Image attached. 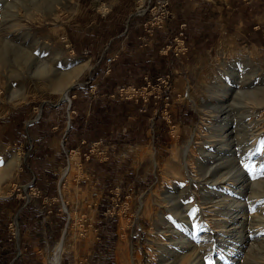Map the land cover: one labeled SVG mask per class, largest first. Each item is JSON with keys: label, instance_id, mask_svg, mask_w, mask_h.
Wrapping results in <instances>:
<instances>
[{"label": "rangeland", "instance_id": "1", "mask_svg": "<svg viewBox=\"0 0 264 264\" xmlns=\"http://www.w3.org/2000/svg\"><path fill=\"white\" fill-rule=\"evenodd\" d=\"M141 1L0 0V199L32 192L34 185L27 183L34 175L32 158L37 143L34 139L36 128L29 127L28 122L36 118L42 120L44 113L50 112L51 105L63 97L65 91L66 103L85 91L92 97L97 95V84L109 79L110 72L107 75L97 73L100 61L96 54L109 37L118 33V15L127 12L126 9L118 12V2L132 7ZM163 1L153 0L148 7L143 4L138 9L149 10V16L151 11V17L163 24L158 28H166L165 33L161 30L156 33L155 51H164L157 55L164 59L157 66L155 77L107 87L103 95L109 101L121 102L126 109L137 107L140 114L153 112L154 123L147 134L144 132L146 116L130 119L129 126L124 127L128 129L125 134L119 124L118 161L103 162L108 159V154L98 155L103 141L83 134L85 139L80 144L88 146L83 156L87 160L94 159L90 168L100 192H95L88 202L76 209L63 203L61 228L63 235L73 240L62 254L64 260H70L69 264H118L116 250L121 243L126 257L128 255V264H132V256L138 258V264H159L155 214L163 208L157 203L165 197L163 192L180 171L185 159L182 151L190 144L195 157L200 148L214 152V129L224 116L234 137L233 144L238 141L240 124L236 119L240 118L242 110L234 103L239 101L241 93H257L264 87V80L256 71L264 73L262 50L248 48L241 37L216 40L208 27L209 33L203 31L206 39L200 38L189 55L186 54L188 50L179 49L180 42L175 40L179 33L181 37L185 36L184 31L196 34L197 24L216 12L223 15L226 8L191 10L188 4L184 7V0H170L169 4ZM159 23L156 21V25ZM85 53L94 54L90 62H84ZM121 87H132L133 95L120 97L118 89ZM178 106L181 111L185 109V114H177ZM262 112L264 118V110ZM129 114H124L123 121ZM118 122L121 123L120 117ZM14 159L16 163L12 164ZM262 164L264 168V160ZM219 168L213 170L212 175L219 170L226 172V168ZM247 169L244 175L237 177L241 185L237 189L243 190L235 192L229 212L221 202L216 206L207 203L204 208L198 191L195 196L188 197L191 217L179 227L186 237L183 245L188 249L186 254L197 250L192 264H264V181L258 185L252 165ZM78 172V167L70 165L68 182L60 193L62 198L69 200L74 193L69 180ZM214 189L219 191L216 185ZM215 195L213 202L221 200ZM3 205L0 203V260L6 261L14 253L12 243L9 253L6 245L14 240L8 227L13 209L3 212ZM224 213L231 214L232 220L226 227L220 221L225 218ZM163 214L164 221L171 219L168 212ZM258 215L262 219L255 218ZM17 224L19 233V219ZM63 235L61 238L57 235L46 252H42L46 264H56L54 255ZM229 251H232L230 257ZM173 261L170 259L169 263Z\"/></svg>", "mask_w": 264, "mask_h": 264}, {"label": "crops", "instance_id": "2", "mask_svg": "<svg viewBox=\"0 0 264 264\" xmlns=\"http://www.w3.org/2000/svg\"><path fill=\"white\" fill-rule=\"evenodd\" d=\"M150 1L153 2V0H142L141 3L132 7L127 6L126 3L118 2V12L121 9H126L127 12L124 15H118V33L112 38L109 37L104 43L103 49L96 54L100 61L98 74H104V60L107 57H113L109 64L110 78L97 84L96 96L92 97L89 92L85 91L72 97L68 103L60 97L51 105V109L48 108L53 113H44L45 117L42 120L40 118L41 121L36 118L32 122H28L30 123L29 127L36 128L34 139L37 146L34 148L33 170H31L34 175L27 183L33 184L34 187H31L32 192L29 194L13 198L5 196L0 199V203L4 204L3 212H10L13 209L11 223L8 227L13 232L14 239L13 242L6 243L7 253H9L11 243L14 253L10 255L9 259L7 257L6 261L0 260V264H46L42 260V252L51 246L57 235L61 238L64 232V229L61 228L63 227L61 225L63 224L61 216L63 203L67 204L69 208L76 209L88 202L92 195L96 194L95 192H100L98 181L96 178L93 180L90 168V163L94 159L87 160L83 156L88 147L85 144H80L85 139L82 138L83 134L93 140L103 141V144L99 146L98 155L108 154V159L103 161L107 162L111 159L118 161L119 124L122 134H125L128 129L124 127L129 126L127 122L130 119L146 116L147 127L144 132L149 133V127L154 123L153 112L150 115L148 113L140 114L137 112V107L128 106L126 109L121 102L109 101L103 95L105 96L107 93V87H118L124 82L139 83L144 77L152 79L156 75L157 66L164 59L157 56L164 51H155L156 33L160 30L165 33L166 28L147 27L153 18V16L151 17L152 12L150 11L149 16V10L138 9L143 4L148 7ZM169 1L164 0L163 3L169 4ZM184 2V7L189 5L191 10L205 8L210 11H215L214 9L220 11L223 8L227 9V11H222L223 15H220L219 12L212 14V17H208V15L206 19L195 26L196 34L184 31L185 36L181 37L180 50H188L187 55L190 54L198 40L206 39L207 35H204L203 31L210 27L216 40H236L241 37L249 45L248 48L253 46L261 49L264 58V0H184ZM190 23L189 21L188 26ZM164 35L162 34L161 37ZM85 54L84 62H90L94 54ZM163 66L165 65L163 64ZM112 105H114V109H112ZM43 109L47 111L45 106ZM128 112L130 114L123 121L124 114ZM177 114H185V109L181 111L180 106ZM119 117L121 123L118 122ZM76 125L77 128L74 127ZM147 143L149 144L150 141ZM70 165L78 167L79 172L70 176L69 181L74 186V193L70 194L69 200H67L62 198L60 193L68 182L66 177ZM64 171L66 174L63 173ZM84 191L86 194H83ZM93 208L96 209L95 206ZM5 234L7 235V233ZM69 262L70 260H64L61 256L59 264H69Z\"/></svg>", "mask_w": 264, "mask_h": 264}, {"label": "bare ground", "instance_id": "3", "mask_svg": "<svg viewBox=\"0 0 264 264\" xmlns=\"http://www.w3.org/2000/svg\"><path fill=\"white\" fill-rule=\"evenodd\" d=\"M256 71L258 73V77L264 80V73H262L258 69ZM237 96H239V94ZM63 98L65 100H68L66 91L63 93ZM234 104H236L237 106H241L239 109L242 110V113H240V118L236 119L239 121L238 123L240 124V131L237 132V134H240V138L238 139V141H235V143L233 144L234 137L232 138L233 134H231V128L229 127V124L224 116V119L222 120L221 124L218 123L216 128L214 129V152H207V150H205L204 148H200L197 150L198 152L196 153L195 157L193 156L195 152H193L190 144L187 145L184 151H182L184 156L183 158L185 159L184 161L182 160L180 171L176 172L175 181L169 184L167 189L163 192L165 197L163 196L164 198L162 197L163 199H160L157 203L158 207L163 208V211H157V213L155 214L156 218H158L156 229L158 231V236L156 238L157 242L155 246L156 250L159 253V264H192V258L196 257L197 255L196 249H193L192 253L189 250L190 254H186L185 251H188V249L185 250L186 247L183 248V245L185 244L184 238L186 237H184L183 230L179 227V225H183L184 222L188 223V221L190 220L189 218L191 216L188 213L190 202H188V197L195 196V191L200 192L202 196V203L203 205H205L204 208H206L207 203L212 202L211 206H216L217 203L220 204L221 202V204L226 207V210L229 212V206H231L233 203L232 199L234 197L235 192L239 193L241 190H243L237 189V187L241 188V185H238L237 177L241 176L242 174L244 175L246 173L245 171L249 170L247 169L248 165H252L254 175L257 178L256 182L258 183V185H260L259 183L264 181V175L262 174L264 172V168L261 166L264 160V118L262 112V110H264V87L261 88L257 93H241L239 101ZM192 142L193 140H191L190 143ZM199 144H201V142ZM256 149L260 150V152ZM172 155L174 156L175 154L172 153ZM251 158H253L254 161ZM249 159H251L252 161L250 162V164L248 163L247 165ZM14 163H16L15 159L12 164ZM156 163L157 162L154 161L155 166ZM207 166L208 169L206 168ZM219 167L226 168V172H223L222 170L221 172L219 170V172L214 173V175H212L213 170H216V168ZM215 185L217 186V189H219V191L214 189ZM235 188L237 189L236 191ZM175 194H178L177 197L175 196ZM214 194L218 195V198L221 197V200H215L213 202L212 197H214ZM240 194H242V192ZM237 195L235 196L237 197ZM261 201L263 202V200ZM236 203V205H238V202ZM202 211L204 210H201V212ZM164 212H168V214H170L169 216H171V219H168L167 222L164 221ZM214 213V215H216V211ZM224 215L225 218L220 221H222L226 227V224L229 221L231 222L232 220H230L231 218H229L231 214L224 213ZM242 216L244 220V215H241L240 218H242ZM258 217L255 218H264V216L262 218ZM67 240L69 241V243H67ZM72 241L73 240H70L67 234L63 235V238L59 242V245L56 248L57 250L55 251L54 255L56 264H59L62 254L67 250L68 247L72 245ZM231 254L232 251H229V257L231 256ZM116 256L118 264H128V255L126 257L123 243L117 246ZM170 259H173L174 261L172 263H169ZM118 260H120V262H118ZM131 260L132 264H138L137 257L132 256Z\"/></svg>", "mask_w": 264, "mask_h": 264}, {"label": "built area", "instance_id": "4", "mask_svg": "<svg viewBox=\"0 0 264 264\" xmlns=\"http://www.w3.org/2000/svg\"><path fill=\"white\" fill-rule=\"evenodd\" d=\"M156 21H158L159 23V20H156L154 18H151L150 22L147 24V27L148 28H153V27H160V26H163V24L159 23V25L157 24L156 25ZM149 31V30H147ZM175 40H178L180 42V47L179 49H181V33H179L178 36L175 37ZM113 60V57H107L105 60H104V65H105V69H104V73H108L110 71L109 69V64L110 62ZM134 91H133V88L132 87H126V88H119L118 89V95L120 97H123V96H126L127 94L128 95H133Z\"/></svg>", "mask_w": 264, "mask_h": 264}, {"label": "water", "instance_id": "5", "mask_svg": "<svg viewBox=\"0 0 264 264\" xmlns=\"http://www.w3.org/2000/svg\"><path fill=\"white\" fill-rule=\"evenodd\" d=\"M61 99H64L63 97H61Z\"/></svg>", "mask_w": 264, "mask_h": 264}]
</instances>
